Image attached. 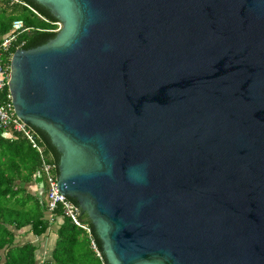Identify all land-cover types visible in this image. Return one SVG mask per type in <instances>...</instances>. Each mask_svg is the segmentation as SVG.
Instances as JSON below:
<instances>
[{
    "label": "water",
    "instance_id": "1",
    "mask_svg": "<svg viewBox=\"0 0 264 264\" xmlns=\"http://www.w3.org/2000/svg\"><path fill=\"white\" fill-rule=\"evenodd\" d=\"M15 115L105 264H264V0H30Z\"/></svg>",
    "mask_w": 264,
    "mask_h": 264
},
{
    "label": "trees",
    "instance_id": "2",
    "mask_svg": "<svg viewBox=\"0 0 264 264\" xmlns=\"http://www.w3.org/2000/svg\"><path fill=\"white\" fill-rule=\"evenodd\" d=\"M38 12L35 13L33 11ZM21 19L23 27L16 32L8 54L17 46L31 48L55 36L57 20L49 11L30 0H1L0 40L10 33L12 22ZM47 158L56 164L58 155L42 135L36 133ZM29 184L35 190H29ZM46 184L40 171L37 151L20 133L0 127V264H105L90 246L87 233L72 223L58 207L53 221L48 219L45 200ZM54 229L56 234L49 257L38 260V244L31 241L18 243L19 231L42 236ZM98 249L101 245L92 231Z\"/></svg>",
    "mask_w": 264,
    "mask_h": 264
},
{
    "label": "built area",
    "instance_id": "3",
    "mask_svg": "<svg viewBox=\"0 0 264 264\" xmlns=\"http://www.w3.org/2000/svg\"><path fill=\"white\" fill-rule=\"evenodd\" d=\"M10 2H18V0H10ZM33 11L38 14L34 9ZM55 24L57 25L55 30H58L60 23L57 21ZM25 29L27 28L23 27L22 20L15 19L12 22L10 33L0 40V127L6 131L11 130L20 133L39 154L40 171L46 184L45 200L47 204L48 219L53 221L55 210L59 207L63 215L68 217L73 224L87 233L90 239L91 248L96 252V255L102 258L97 243L93 237L92 230L70 209L66 196L58 189L56 164L47 158L42 144L38 141L36 132L33 131L27 123L15 115L12 94L8 85L9 60L12 53H10L8 57H6L8 55L6 53H8L12 43L16 41V32ZM21 46L22 44L17 46V48H22Z\"/></svg>",
    "mask_w": 264,
    "mask_h": 264
},
{
    "label": "crops",
    "instance_id": "4",
    "mask_svg": "<svg viewBox=\"0 0 264 264\" xmlns=\"http://www.w3.org/2000/svg\"><path fill=\"white\" fill-rule=\"evenodd\" d=\"M3 1V0H2ZM1 3V0H0ZM29 190L34 191L35 186L33 184H29ZM51 227L50 231L48 233H45L42 236H35L29 231H19L17 236H16V241L18 243H24L26 241H31L35 242L38 244V249H37V258L38 260H44L49 257L50 251L53 247L54 240L56 234L54 233V229Z\"/></svg>",
    "mask_w": 264,
    "mask_h": 264
}]
</instances>
